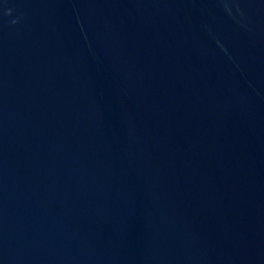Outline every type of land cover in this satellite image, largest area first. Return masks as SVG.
Here are the masks:
<instances>
[{"label":"water","instance_id":"water-1","mask_svg":"<svg viewBox=\"0 0 264 264\" xmlns=\"http://www.w3.org/2000/svg\"><path fill=\"white\" fill-rule=\"evenodd\" d=\"M0 264H264V0H0Z\"/></svg>","mask_w":264,"mask_h":264}]
</instances>
